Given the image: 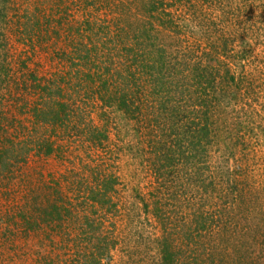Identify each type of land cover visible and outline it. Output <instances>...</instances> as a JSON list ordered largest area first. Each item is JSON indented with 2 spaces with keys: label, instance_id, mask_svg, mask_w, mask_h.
Returning <instances> with one entry per match:
<instances>
[{
  "label": "rangeland",
  "instance_id": "1",
  "mask_svg": "<svg viewBox=\"0 0 264 264\" xmlns=\"http://www.w3.org/2000/svg\"><path fill=\"white\" fill-rule=\"evenodd\" d=\"M142 1L6 0L10 14L3 32L8 40L11 72L18 84L10 83L13 85L8 90L1 91L0 123L18 125L23 120L24 125L31 126L21 115L25 106L30 114L40 94L31 88L34 84L31 74L61 81L63 73L72 67L68 57L76 58L77 46L83 47L78 25L84 29L90 21L99 29L105 27L107 19L113 25L118 16L127 18L134 13L143 18L146 14L138 9ZM122 6L126 12L130 11L128 15L119 13ZM198 6L201 13L198 12V18L186 34L190 46L195 50L204 46L206 37L202 35L209 29L225 36L231 43L234 57L223 60L241 80L237 96L226 98L215 111L217 137L210 148L209 174L216 189H223L230 195L227 198L216 194L220 207L217 211L232 212L233 204L236 210L242 209L231 224L232 238L223 242L228 234H220V243L228 255L223 259L215 256V262L264 264V0H225L223 8L211 3ZM175 16L178 20L185 17L180 9ZM31 30L32 36L26 39ZM97 32L101 36L108 34L106 29ZM113 34L110 33L111 38ZM30 39L33 40L30 42ZM243 40L250 44L246 48L251 49L247 59L237 65L234 59L244 48ZM64 94L71 96L66 91ZM86 94L82 90L77 95L73 90V97L68 100L73 123L67 129L52 131L59 151L45 156L35 153L31 145L33 148L28 147V153L19 155L26 159L15 162L12 172L0 176V264H31L42 257L54 259L55 264H74L82 257L84 232L91 227H101L106 236L117 241L111 258L103 264H163L158 240L163 236L164 225L153 216L151 196L152 193L160 194L159 184L145 158L147 140L143 126L114 108L102 109L101 103L96 102V95L90 93L88 97ZM146 105L144 111L149 112ZM96 127L108 135L104 145H94L79 135ZM48 128L44 126L43 131ZM52 133L47 134L52 136ZM228 171L233 179L231 183H228ZM104 177L115 189L110 192L113 201L100 207L92 203L91 189L101 187ZM235 180L240 182L243 201L239 197L232 202ZM185 181L183 175L175 173L170 177V191L177 190L176 195H185L192 186ZM56 191L62 202L59 205L64 206L61 221L50 224L40 220L38 227L29 233L24 230L22 218L17 216L9 221L10 216L21 211L36 215L35 208L47 203L48 197L55 198ZM162 193L164 208L172 213L177 223L178 216L185 215V208L189 206L180 203L182 207L166 197L170 196L166 188ZM170 205H175L177 211L169 209ZM186 256L188 252L183 257Z\"/></svg>",
  "mask_w": 264,
  "mask_h": 264
},
{
  "label": "trees",
  "instance_id": "2",
  "mask_svg": "<svg viewBox=\"0 0 264 264\" xmlns=\"http://www.w3.org/2000/svg\"><path fill=\"white\" fill-rule=\"evenodd\" d=\"M224 1L143 0L138 8L146 14L143 18L134 13L127 18L118 16L114 18L113 25L107 19L105 27L100 26L99 29H95L90 21L84 29L81 24L78 25L80 45L83 47L77 46L79 54L76 58L68 57L72 67L63 73L61 81L31 74L34 77L31 88L40 92L39 98L33 103L30 114L25 111L26 106L21 112L31 126L24 125L23 120L18 125L0 123V176L12 172L15 162L24 161L26 158L19 155L28 153L30 150L27 148L31 145L35 153L45 156L59 151L52 131L67 129L73 123L68 100L73 97V90L77 95L83 90L88 97L90 93L96 95V102L101 103L102 109L114 108L143 126L147 140L145 158L149 160L159 187L163 186L162 190L166 188L167 193L170 191V177L175 173L183 175L185 183L188 181L192 185L185 195H176L178 191L171 190L167 194L170 196H166L180 206L184 203L189 206L185 208V215L181 213L178 216L177 223L172 213L164 208L162 190L158 187L160 194H151L153 216L164 225L163 236L158 240L163 264H216L215 256L220 259L227 256L220 243V234H228L223 242L232 238L231 224L242 209L236 210L233 204L232 212L226 209L217 211L220 207L216 194L227 198L230 195L223 189L218 191L210 178V148L217 137L215 111L227 99L237 96L235 93L241 80L223 60L234 57L230 51L231 43L225 36L210 29L204 31L202 37H206V41L204 46H198V50L190 46L186 37L191 24L198 18V12L201 13L198 5L211 3L223 8ZM8 7L6 0L4 3L0 0V97L2 90L18 84L11 72L13 67L9 63L8 40L3 32L5 20L10 14ZM122 8L119 13L128 15L130 11L126 12L124 6ZM186 8V11L183 10ZM179 9L185 15L180 20L175 16ZM111 28H114L113 31ZM100 29L108 30V34L99 35L97 31ZM32 31L26 39L32 36ZM112 32L113 38L110 37ZM38 39H41L39 35ZM241 45L244 48L234 59L237 65L247 59L251 49L246 48L250 44L244 40ZM64 91L71 96H66ZM145 104H148L146 109L149 112L144 111ZM44 126L49 128L43 131ZM22 129H25L23 133L20 132ZM48 132L53 135L48 136ZM79 135L94 145H104V141L108 140L107 133L98 127ZM227 177L228 183H231L233 179L229 171ZM239 183L238 180L233 182L232 202L239 197L243 201L244 193L239 191ZM112 189H115L114 184L104 177L101 187L91 189L92 203L103 207L113 201L110 196ZM55 195V198L48 197L47 203L35 208L36 215L21 211L16 216H10L9 221L17 216L22 218L24 230L28 233L38 227L40 220L50 224L61 221L64 206L59 205L57 191ZM175 205L168 207L177 211ZM84 237L82 257L74 264H103L117 247V241L106 236L101 227H91L84 232ZM187 252L188 256L183 257ZM31 264H55V260L42 257Z\"/></svg>",
  "mask_w": 264,
  "mask_h": 264
}]
</instances>
